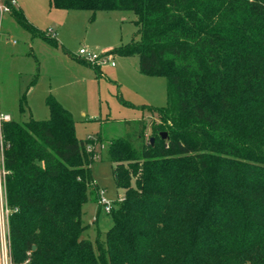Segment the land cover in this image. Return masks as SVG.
Returning a JSON list of instances; mask_svg holds the SVG:
<instances>
[{
    "label": "trees",
    "instance_id": "1",
    "mask_svg": "<svg viewBox=\"0 0 264 264\" xmlns=\"http://www.w3.org/2000/svg\"><path fill=\"white\" fill-rule=\"evenodd\" d=\"M50 7L91 11L92 21L99 11L134 12L135 37L110 54L138 57L144 76L164 77L169 104L143 108L160 119L150 137L139 122L134 135L108 144L124 193L112 227L94 242L82 238L83 208L101 139L79 140L72 113L52 95L48 120L1 124L12 262L264 264V0H50ZM12 12L34 38L59 46L24 12ZM23 103L26 96L21 112Z\"/></svg>",
    "mask_w": 264,
    "mask_h": 264
},
{
    "label": "rangeland",
    "instance_id": "2",
    "mask_svg": "<svg viewBox=\"0 0 264 264\" xmlns=\"http://www.w3.org/2000/svg\"><path fill=\"white\" fill-rule=\"evenodd\" d=\"M18 1L42 30L53 31L59 44L64 41L67 53L62 47L33 39L10 13H5L0 21V113L19 123L46 121L50 118L46 99L54 96L72 113L79 140L101 139L94 145L98 155L92 165L93 180L105 189L106 198L119 206L124 192L117 188L108 144L134 135L139 122L146 124L147 138L151 136V125L160 119L143 108L169 104L166 79L144 76L139 71L138 57L111 55L115 68L100 64L99 73L91 64L79 62L78 56L83 48L99 54L130 44L138 29L134 24L136 15L132 11H99L92 21L91 11H59L56 16L53 10L49 12V0ZM24 96L26 110L21 112ZM2 158L0 154V192ZM97 195L94 189L83 208L86 231L82 238L92 242L99 231L104 240L113 225V216L99 208Z\"/></svg>",
    "mask_w": 264,
    "mask_h": 264
},
{
    "label": "built area",
    "instance_id": "3",
    "mask_svg": "<svg viewBox=\"0 0 264 264\" xmlns=\"http://www.w3.org/2000/svg\"><path fill=\"white\" fill-rule=\"evenodd\" d=\"M13 9H18V0H0L1 17H3L5 13L12 14ZM78 58H80L82 61H86L87 63L97 67L98 66L100 67V64L110 65L112 68H115L116 66L115 59L111 57L110 52L97 54L92 50L83 48L79 51ZM10 120H11L10 115H4L0 113V126L3 122H7ZM2 170L4 169L2 168ZM1 185L2 188L0 192V264H15L12 262L11 248H10L9 214L11 212V209L6 199V193H5L3 181ZM105 195H106L105 189L98 191V198H99L98 205L100 209L104 210V213L111 214L114 211L116 205L113 204V202H111L108 198H106ZM28 262L29 260H26L25 264H28Z\"/></svg>",
    "mask_w": 264,
    "mask_h": 264
},
{
    "label": "crops",
    "instance_id": "4",
    "mask_svg": "<svg viewBox=\"0 0 264 264\" xmlns=\"http://www.w3.org/2000/svg\"><path fill=\"white\" fill-rule=\"evenodd\" d=\"M18 10H21L22 12H24V14H25V16H26V18H27V20L30 22V24L34 27V28H37V29H39L40 31H42V32H44V33H46V35L50 38V39H55V35H54V33H53V31L52 32H46V31H44V30H42L41 29V26L39 25V24H37V23H35V21H33L31 18H30V16H29V14H28V12L26 11V9H24L23 8V6L21 5V3H20V1H18ZM49 12H51L52 10L54 11V12H52V13H54L56 16L57 15H60V14H57L60 10H56V9H53L52 7H50V0H49ZM63 12H66V11H63ZM67 12H71V11H67ZM12 15V14H11ZM12 17L14 18V16L12 15ZM3 17H1V14H0V21H3V19H2ZM15 19V18H14ZM26 30V29H25ZM27 31V30H26ZM30 33V32H29ZM31 34V33H30ZM31 36H32V34H31ZM32 38L33 39H36V38H39L42 42H44V43H46V44H48V45H50V46H52L51 44H49V43H47L44 39H42V38H40V37H36V38H34L33 36H32ZM58 43V42H57ZM64 43V41H60V44H59V46H55L56 48H59V47H62V49L64 50V52H66L67 53V50H66V48H65V43ZM30 48H31V46H30ZM110 51V50H109ZM111 51H112V49H111ZM110 51V52H111ZM6 115H8V114H6ZM148 136V135H147ZM93 182L95 183V189H96V191H97V193H98V191L99 190H102L100 187H99V184L98 183H96L95 182V180H93ZM104 189V188H103ZM123 197V196H122ZM96 222H98V219L96 220ZM99 233L101 234V232L99 231Z\"/></svg>",
    "mask_w": 264,
    "mask_h": 264
},
{
    "label": "water",
    "instance_id": "5",
    "mask_svg": "<svg viewBox=\"0 0 264 264\" xmlns=\"http://www.w3.org/2000/svg\"><path fill=\"white\" fill-rule=\"evenodd\" d=\"M162 137H163V139H166L167 137H168V134H166V133H164L163 135H162ZM151 142H152V144L155 142V139L154 138H151ZM34 248H33V250L35 251L36 250V247L35 246H33Z\"/></svg>",
    "mask_w": 264,
    "mask_h": 264
}]
</instances>
